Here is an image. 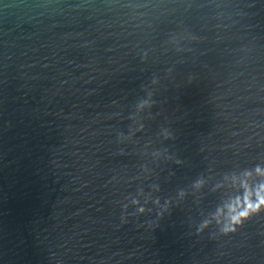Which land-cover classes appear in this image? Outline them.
Segmentation results:
<instances>
[{
	"label": "water",
	"instance_id": "95a60500",
	"mask_svg": "<svg viewBox=\"0 0 264 264\" xmlns=\"http://www.w3.org/2000/svg\"><path fill=\"white\" fill-rule=\"evenodd\" d=\"M246 198L264 0H0V264H264Z\"/></svg>",
	"mask_w": 264,
	"mask_h": 264
},
{
	"label": "clouds",
	"instance_id": "9594fccd",
	"mask_svg": "<svg viewBox=\"0 0 264 264\" xmlns=\"http://www.w3.org/2000/svg\"><path fill=\"white\" fill-rule=\"evenodd\" d=\"M237 206L239 205V201L236 202ZM245 203L247 205L246 210L239 211L238 215L233 216V223H239L242 218H245L249 215L250 212H255L259 209L260 206L264 205V199H260L259 203L256 205H253L252 203L248 202L247 198L245 200ZM237 211V207L230 208V212L235 213Z\"/></svg>",
	"mask_w": 264,
	"mask_h": 264
}]
</instances>
